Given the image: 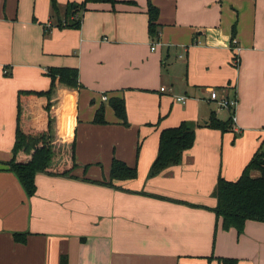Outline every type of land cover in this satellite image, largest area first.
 <instances>
[{
    "label": "crops",
    "instance_id": "obj_1",
    "mask_svg": "<svg viewBox=\"0 0 264 264\" xmlns=\"http://www.w3.org/2000/svg\"><path fill=\"white\" fill-rule=\"evenodd\" d=\"M83 1L57 0L61 16L68 3ZM149 3L159 11L158 38L149 35ZM87 8L80 29L57 28L50 0H0V264H61L63 257L67 264H264V223L226 231L208 209L157 197L214 208L218 178L238 180L264 153V0ZM54 67L79 69L82 88L58 84L51 109L57 162L76 135L78 179L38 174L28 197L6 166L18 93L47 91ZM212 89L238 102L234 130L198 128L182 163L149 179L162 130L232 116L210 99ZM113 97L125 99L128 126L110 106ZM46 103L34 98L25 109L40 114ZM102 104L107 123L94 124ZM114 158L137 167L138 177L115 187L84 180L109 182ZM14 233H27L26 243Z\"/></svg>",
    "mask_w": 264,
    "mask_h": 264
},
{
    "label": "trees",
    "instance_id": "obj_2",
    "mask_svg": "<svg viewBox=\"0 0 264 264\" xmlns=\"http://www.w3.org/2000/svg\"><path fill=\"white\" fill-rule=\"evenodd\" d=\"M50 2L57 28L80 29L83 14L88 10V4H111L114 6L117 0H84L82 3H68L63 17L57 0H50ZM158 14V9L149 3L148 31L151 38H158ZM47 75L51 80L50 88L47 91L28 90L18 93L17 129L13 157L6 164L8 171L18 178L28 197H33L37 192L36 176L38 174L78 179L73 174L78 167L76 135H74L70 149L63 153L62 161L57 162L58 154L54 145L55 119L52 117L51 109L52 97L58 84L76 91L82 88L79 82V69L76 67H54L48 69ZM34 98H45L47 103L43 107L42 113L28 115L25 103ZM109 104L121 123L128 126L125 99L113 97ZM93 123L100 125L107 123L104 104L97 110ZM201 127L227 133L234 130V122L232 116L229 120L222 121L213 113L207 123L197 124L184 121L176 127L162 130L158 154L150 168L148 178L157 177L167 169L180 165L185 152L194 147L196 131ZM139 150L140 145L138 153ZM137 177V167H129L126 163L114 158L109 182L84 180L97 185L115 187L114 182L116 181L134 180ZM213 195L217 200V205L214 208L162 196L157 197L178 204L208 209L215 213L218 220L222 221L224 230L228 231L234 228L238 233H242L248 221L264 223V153L262 150L255 153L238 180L228 181L220 176ZM27 235V233H14V239L18 243H26ZM218 260L220 264H238L237 259L221 258ZM61 264H67L66 257L62 258Z\"/></svg>",
    "mask_w": 264,
    "mask_h": 264
},
{
    "label": "built area",
    "instance_id": "obj_3",
    "mask_svg": "<svg viewBox=\"0 0 264 264\" xmlns=\"http://www.w3.org/2000/svg\"><path fill=\"white\" fill-rule=\"evenodd\" d=\"M233 43L236 44L237 41L236 40H233ZM163 91L165 89H162ZM185 97H182V98H179L178 100H181V101H185ZM210 99L214 102H216L218 104V106L220 108H224V109H227L229 111H233L232 113V119H233V122H234V127H235V124H236V121H235V108L238 104V102L236 100H227V99H222L219 97V94L216 90H211V96H210ZM104 100H107V97H104Z\"/></svg>",
    "mask_w": 264,
    "mask_h": 264
}]
</instances>
